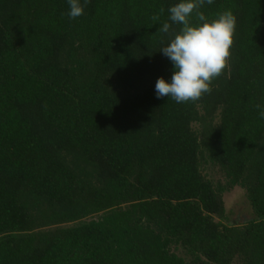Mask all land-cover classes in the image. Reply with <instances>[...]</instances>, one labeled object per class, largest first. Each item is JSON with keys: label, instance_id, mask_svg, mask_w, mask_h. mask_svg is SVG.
Instances as JSON below:
<instances>
[{"label": "trees", "instance_id": "trees-1", "mask_svg": "<svg viewBox=\"0 0 264 264\" xmlns=\"http://www.w3.org/2000/svg\"><path fill=\"white\" fill-rule=\"evenodd\" d=\"M177 2L0 0V264H264V0L203 5L230 57L179 104L154 91Z\"/></svg>", "mask_w": 264, "mask_h": 264}, {"label": "clouds", "instance_id": "clouds-1", "mask_svg": "<svg viewBox=\"0 0 264 264\" xmlns=\"http://www.w3.org/2000/svg\"><path fill=\"white\" fill-rule=\"evenodd\" d=\"M214 0H179L168 7V21L158 29L167 34L172 24L181 25L180 30L159 50L172 64L171 78L159 77L154 91L157 99L167 97L176 103L199 99L211 91L212 81L226 67L233 44L236 18L226 10L209 20L200 11L204 4ZM91 0H66L70 20L84 14ZM163 12V9H161ZM195 13L198 23L192 24L190 17ZM257 117L264 120V105L257 104Z\"/></svg>", "mask_w": 264, "mask_h": 264}, {"label": "rangeland", "instance_id": "rangeland-1", "mask_svg": "<svg viewBox=\"0 0 264 264\" xmlns=\"http://www.w3.org/2000/svg\"><path fill=\"white\" fill-rule=\"evenodd\" d=\"M210 177H214V179L218 180L220 179V175L217 171L208 170ZM224 199L226 201L227 209H233V222H244L247 218H245L248 215V202L246 200L245 194L242 190H232L230 192H226L224 194Z\"/></svg>", "mask_w": 264, "mask_h": 264}]
</instances>
